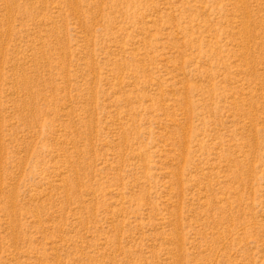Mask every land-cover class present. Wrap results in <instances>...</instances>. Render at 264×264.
Wrapping results in <instances>:
<instances>
[{
  "label": "rangeland",
  "instance_id": "rangeland-1",
  "mask_svg": "<svg viewBox=\"0 0 264 264\" xmlns=\"http://www.w3.org/2000/svg\"><path fill=\"white\" fill-rule=\"evenodd\" d=\"M0 264H264V0H0Z\"/></svg>",
  "mask_w": 264,
  "mask_h": 264
}]
</instances>
